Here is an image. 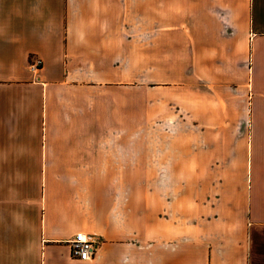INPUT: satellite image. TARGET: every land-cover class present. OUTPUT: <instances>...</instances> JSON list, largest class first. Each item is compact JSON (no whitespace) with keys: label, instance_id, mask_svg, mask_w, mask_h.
I'll return each instance as SVG.
<instances>
[{"label":"crops","instance_id":"obj_1","mask_svg":"<svg viewBox=\"0 0 264 264\" xmlns=\"http://www.w3.org/2000/svg\"><path fill=\"white\" fill-rule=\"evenodd\" d=\"M0 264H264V0H0Z\"/></svg>","mask_w":264,"mask_h":264},{"label":"built area","instance_id":"obj_2","mask_svg":"<svg viewBox=\"0 0 264 264\" xmlns=\"http://www.w3.org/2000/svg\"><path fill=\"white\" fill-rule=\"evenodd\" d=\"M39 67V60H34L29 65V69L32 72L37 71ZM69 245L72 258L80 261H88L91 259L94 245L93 240L89 235H86L82 232H77L73 235L72 239L69 242Z\"/></svg>","mask_w":264,"mask_h":264}]
</instances>
